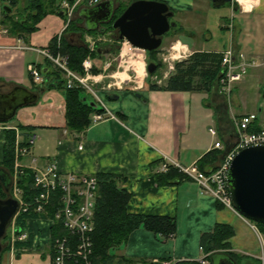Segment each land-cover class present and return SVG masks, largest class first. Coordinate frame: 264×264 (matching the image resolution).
<instances>
[{"label": "crops", "instance_id": "1", "mask_svg": "<svg viewBox=\"0 0 264 264\" xmlns=\"http://www.w3.org/2000/svg\"><path fill=\"white\" fill-rule=\"evenodd\" d=\"M102 1L105 0H98ZM110 1L117 7L119 4L128 6L135 0ZM157 1L166 3L173 13L171 18L177 15L179 22L183 20V14L194 12L208 2ZM261 2L251 12L243 11V6L238 2L237 10L227 4L229 7L221 12L220 8L213 7L210 2L213 10H206V16L216 22L218 32L217 41L213 42L211 48H191L182 42L178 36L185 29L177 22L181 30L173 31V36L178 38L177 42L185 46L187 51L190 49L189 54L193 51L222 52L228 48L235 54L243 53L245 63L251 71L247 72L242 81L233 83V92L237 88L245 90L249 82L255 85L260 77L264 83V0ZM25 3L26 0H17V7L22 8ZM8 4V0H0V20L1 10ZM84 8L85 4L81 2L77 4L75 12L81 13ZM65 26L62 14H49L39 22L36 32L25 37L16 38L8 32L0 33V94L8 93L17 86L35 93L39 86L33 84L27 73V65L35 64L42 69H46L47 65L51 67L35 50L47 48L50 40ZM0 28L7 30L1 24ZM206 30L209 35L201 36L202 40H206L204 44L210 43L213 37L210 27ZM179 49L180 47L173 48L176 52ZM122 50L123 48L121 58L130 63L133 71L134 61L138 62L140 70L144 65L143 56L132 53L128 48L126 51ZM104 54L101 58L92 59L94 67L104 68L108 64L109 58ZM123 54L126 56L123 57ZM134 56L138 58L132 60ZM96 77L100 80V76ZM50 81L51 78L45 76L42 86ZM89 83L92 87L96 85L91 80ZM259 92L258 88L256 93ZM226 95L219 90L211 95L150 90L147 84L136 91L129 88L115 89L112 92L102 90L96 96L107 117L77 133L67 129L65 125L62 92L50 88L37 94L35 103L19 108L7 125L18 130L16 142L20 147L26 144L29 136L35 137L28 154L19 157L18 164L22 168H43L48 163H54L63 175H116L119 178L117 186L130 195L128 213L174 219L175 233L166 239L142 228L132 231L124 244L110 251L116 261L113 264H159L170 260L196 262L201 256L200 235L212 232L216 223L228 224L233 228L234 236L230 239V244L234 253L258 259L263 237L253 229L251 223L232 209L217 208V202L210 195L201 192L186 177L181 181L175 179L170 184H157L156 181V173L162 163L174 162L188 166L211 151L214 139L208 129H215L221 141L228 138L234 140V116L231 115L230 118L229 112L223 110V103L228 97ZM114 96L116 98L112 99ZM259 97L258 95V100ZM253 102L238 104L235 109L240 113L238 116L256 112L260 101L257 105L255 103L254 109L242 110V107ZM21 127L24 129H20ZM206 130L208 133H205ZM4 144V131L0 130V162L3 160ZM27 224L33 234L31 247L19 250L17 254L9 251L5 254L8 261L6 264H51L48 242L52 221L30 219ZM3 263L2 256L1 264Z\"/></svg>", "mask_w": 264, "mask_h": 264}, {"label": "trees", "instance_id": "2", "mask_svg": "<svg viewBox=\"0 0 264 264\" xmlns=\"http://www.w3.org/2000/svg\"><path fill=\"white\" fill-rule=\"evenodd\" d=\"M9 4L6 9L1 10L0 24L7 28V32L16 38L25 37L37 31L39 22L49 14H61L60 0H26L22 8L17 7V0H8ZM88 0H85V3ZM157 1V0H154ZM70 3L72 1L69 0ZM127 5L119 4L109 23L103 24L101 28L88 29L84 26L79 27L75 20H70L66 28L61 34L59 41L53 37L47 49L52 54L61 53L67 57L68 68L77 74L83 73L82 62L87 56L93 58H101L103 53L109 54L112 58L116 57L119 48L123 43L119 40L118 33L111 28L112 22L120 16ZM170 11V10H169ZM63 16V15H62ZM173 16V15H172ZM64 17V16H63ZM181 30L180 27L170 29L164 37H167L173 31ZM112 32L110 42L96 43L95 49L89 53L85 36H94L96 34H105ZM74 34L77 40L71 41L69 36ZM172 35V34H171ZM159 48L150 52L147 62H153L156 69L148 76L156 74V70L160 68L157 59ZM222 53L214 51H193L187 58L177 61L174 64V71L162 84L151 83L150 90H163L171 92H191L205 93L211 95L214 91L222 90L224 84L221 80L224 77V69L221 65ZM43 76L51 78V81L45 86L36 88L35 93L56 88L62 92L65 104V125L67 129L80 133L89 126L90 115L92 113H102L89 108L80 101V94L83 90L80 88L67 89L62 74L54 70L50 66L42 69L37 66ZM91 73L97 75L100 70L92 68ZM233 90L229 91L231 94ZM260 120L255 121L252 131H258ZM24 129V128H20ZM26 130L29 128H25ZM5 144L3 148V160L0 162V199H7L11 195L9 182L14 172L15 161V134L12 130L4 131ZM223 141V140H222ZM232 139L228 138L223 141V150H211L204 154L197 162V167L203 172H209L216 168L225 153L229 150ZM23 174L18 176V187L22 191V199L25 203L31 204L33 198L38 194L39 190L34 187L33 175L30 170H22ZM186 176L180 173L172 166H168L166 172L156 173L157 184H170L171 181L178 179L179 181ZM97 182V192L94 205L93 231L91 233L92 255L91 264H113L115 258L110 255V251L124 244L132 231L142 228L154 234L162 235L168 238L175 233L174 219L163 216H149L130 214L127 212V204L130 195L119 188L116 184V175L108 173H97L95 175ZM120 180H122L120 178ZM62 193L55 190L50 195L49 204L45 209V213H37L33 206L26 212L20 211L13 220L15 236L26 234L23 241L15 240L11 243L10 236L5 235L1 240L2 251L0 253V264L2 256L8 253L13 247L18 253L19 250L29 249L33 242V234L27 221L30 219H50L53 221L50 226L49 247L51 258L54 257L53 243L56 238H68L69 245L72 249L76 248V238L64 227V219L62 216L55 218L60 212L63 205L61 202ZM223 206L217 202V208ZM258 232L264 236V225L252 222ZM234 236L233 228L228 224L216 223L214 229L210 233H202L199 238V247L204 253L208 254V260L212 264L215 256L222 255L230 258L235 264H261L259 259L250 258L244 255H238L231 250L230 239ZM69 264H73L70 262ZM178 264H197L196 262H179Z\"/></svg>", "mask_w": 264, "mask_h": 264}, {"label": "built area", "instance_id": "3", "mask_svg": "<svg viewBox=\"0 0 264 264\" xmlns=\"http://www.w3.org/2000/svg\"><path fill=\"white\" fill-rule=\"evenodd\" d=\"M84 0H74L72 4L68 1H62L61 8L65 10L67 21L72 18L74 8L77 4ZM97 3V0H88L87 5L92 6ZM62 32V31H61ZM61 32L57 35L59 41ZM0 33H6L0 28ZM87 48L89 53L95 49V41L87 39ZM176 45V44H175ZM130 47V46H129ZM174 45L170 48L167 55H162V61L166 63L167 72L164 78H167L174 70L173 60L180 61L185 59L189 53L183 46L175 52ZM38 54L48 60L51 66L59 71L64 80L67 89L80 88L88 93H91L99 102L96 92L93 91L90 80L94 83L99 82V77L91 75L93 66L90 56L82 63L83 73L77 74L68 68L67 57L61 53L55 55L49 49L35 50ZM171 51L173 54H171ZM221 65L224 69V77L221 84L230 86L231 83L241 81L247 72L248 64L245 63L243 53L235 54V52L228 48L222 52ZM254 65V64H253ZM108 66V64H107ZM106 66V67H107ZM27 73L35 85H40L43 82L41 71L35 64L27 65ZM160 83V81H158ZM109 116V114H108ZM111 116V115H110ZM107 117L104 113H93L90 116V124H96L103 121ZM259 119L258 131H252L255 126V121ZM232 127L235 138L232 141L229 150L222 157L216 168L203 172L198 169L195 163L188 166H183L178 163H162L158 172H166L168 166H172L179 172L184 174L187 178L193 181L199 190L205 194L210 195L216 202L228 209H232L231 200L227 189L226 179L229 166L235 155L250 146H264V98H262L261 105L256 113H248L239 117L232 118ZM0 130H14L16 139L18 138V130L6 123H0ZM209 134L214 139L212 149L223 150V144L218 139L217 131L213 128L208 129ZM35 137L29 136L26 144L22 147L15 142V163L14 172L11 179V195L19 205L18 212H26L28 208L33 206L37 213H45V209L49 204L50 195L55 190H60L62 209L55 215V218L62 216L64 219V227L76 238V248L72 249L69 245L68 238H56L53 243L54 257L52 264H91L92 255V241L91 233L93 231V216L94 205L97 192V182L94 175H63L59 172L54 163H48L43 168L32 166L30 170L33 175L34 187L39 190L38 194L33 198L31 204L25 203L22 199V191L18 187V176L22 175V170H25L18 164L19 157L28 154L30 148L34 144ZM82 148L81 146L79 147ZM34 162V160L32 161ZM53 222V221H52ZM255 229L254 226H252ZM256 230V229H255ZM162 237V235H161ZM26 238L25 234H21L16 239L21 241ZM14 238H12V241ZM201 256L196 261L197 264H209L208 254L204 253L200 248ZM261 264H264V255L261 252L259 257ZM158 263V262H157ZM159 264H178L176 260L162 261Z\"/></svg>", "mask_w": 264, "mask_h": 264}, {"label": "water", "instance_id": "4", "mask_svg": "<svg viewBox=\"0 0 264 264\" xmlns=\"http://www.w3.org/2000/svg\"><path fill=\"white\" fill-rule=\"evenodd\" d=\"M211 2L212 6L217 8L225 4L231 5L234 10L238 8L233 0H211ZM115 9L110 0H105L82 9L79 16L85 28H98L101 24L110 22ZM172 15L164 2L136 0L112 22L111 28L118 33L119 40L127 42L133 48L150 52L161 46L162 37L170 29L177 27L176 22L169 20ZM69 39L75 40L74 34H71ZM155 69V63H147L148 74ZM114 89L119 87L115 86ZM261 96L264 98V90ZM115 98L116 96L112 99ZM36 100L37 94L18 86L8 93L0 94V122L10 121L19 108L33 104ZM80 101L91 109L103 110L101 104L93 98L88 99L84 92L80 94ZM226 184L233 209L241 217L264 225V146H250L239 151L229 166ZM17 210L18 203L14 199L10 197L0 199V241L16 216ZM1 250L0 242V252ZM216 257L218 264H235L233 260L222 255L215 256L212 264H215Z\"/></svg>", "mask_w": 264, "mask_h": 264}, {"label": "rangeland", "instance_id": "5", "mask_svg": "<svg viewBox=\"0 0 264 264\" xmlns=\"http://www.w3.org/2000/svg\"><path fill=\"white\" fill-rule=\"evenodd\" d=\"M210 2H211V0H208V2L206 4H203L204 7L198 8L194 12H191L188 14H183V20H181V22H179L180 21L179 16H177V15H175L170 20L171 22L180 23V25L183 26V28L185 29V32L183 34L179 35L178 37L182 42L187 43V45H189L191 48H194V47L211 48L213 46V42L217 41L216 34L218 32H217V29L215 28L216 22L209 20V18H207V16H206V12H205L206 10H213L212 9L213 7L210 5ZM209 7H210V9H209ZM228 7H229L228 5H225V6H222L219 8H220V11L222 12V11H225L226 8H228ZM214 12H216V11H214ZM73 20L76 21V23L79 27L84 26L83 22L79 18V12L74 13ZM207 27H210L211 36H213V37H212V40L210 43L204 44L206 42V40H202L201 36H202V34H206V36L209 35V32H207V30H206ZM171 34H169L167 37L162 38V44H161V47L159 48V53L157 55V59L160 63V68H158L156 70L155 75L148 76V74L146 72V63L148 60V55L145 52H143L142 50L132 48L129 44H127L125 42V47L130 48V51L132 53H140L143 56V62H144V65L142 66L143 69L141 68L139 70L138 62L134 61L133 66H134L135 71H133L132 68L130 67V63L128 61L123 60V58H121L120 49L123 48V44H122V46H120V48H119V52L116 55V57L112 58L109 54H106L107 58H109L108 66H107V64L105 65L104 68H103V66H101V67L92 66V68L100 70V73H98L97 75L92 74L93 76H100L99 82L95 83L96 84L95 86H93V87L91 86L93 88L92 90L95 91L96 93L99 91H102V90L112 92L115 90L114 87L117 86V87H119V89L129 88L131 90L136 91V90H138V88H140L144 84H147L148 87L151 83H156L158 85L162 84L166 80V78H164V75L167 72V66H168L166 63H164L161 60L162 55H167L170 52V48L174 45L175 41L178 40V38L176 36L175 37L173 36V33H171ZM111 38H112V32H106L105 34H96L94 36L86 35L84 39H85V42L87 39H92L96 43H106V42L109 43ZM186 50H188V49L186 48ZM189 51H190V49H189ZM171 54H173L172 51H171ZM124 55L126 56V54H123L122 56L124 57ZM90 57H91V59H94L92 56H90ZM137 58H138V56H134L132 58V60H135ZM259 61H262V60H259ZM130 62H131V59H130ZM175 62H177V60L172 61L173 64H175ZM259 69L261 70L263 68H259ZM250 71H251L250 68H247V72H250ZM113 75H115V77H113ZM248 80H250V79H248ZM158 81H160V83H158ZM262 81H263V78L260 77L259 82L256 83L255 85L253 84V82H249L247 85V88L245 90L237 88L236 92H232L231 94H228V91L230 89H232V90L234 89L233 83L230 84V86H227L225 88V90H223V89L221 90L222 93L227 94L226 97L228 96L226 98V100H228L229 102L225 100V102L223 103V105H224L223 110H226L227 112H229L230 118H231V115L237 117L240 114L239 111L235 110L236 107L238 106V104L245 105V104H248L250 102H253V100L256 99V100H254V102L251 105H248L247 107H244V108L242 107V110L245 111V110L254 109L255 103H256V105H257V103H259V101L261 103V94L264 90V83ZM258 88L260 91L259 94L256 93ZM84 94L88 99H90V98L92 99V97L94 98V96L91 93H88V92L85 93L84 92ZM258 95L260 96L259 100L257 99ZM94 100H96V99L94 98ZM227 107H229V110L227 109ZM206 132H207V130L205 131V133ZM10 226H9V228L6 229L5 235H9L11 238ZM262 237H263V246H262L263 251H262V249H261V251L263 252V255H264V236L262 235ZM10 251H12V250H10ZM5 254H8V253H5ZM5 254H3V260H4L3 264H6L8 262L6 260ZM215 264H218V258L217 257L215 259Z\"/></svg>", "mask_w": 264, "mask_h": 264}, {"label": "clouds", "instance_id": "6", "mask_svg": "<svg viewBox=\"0 0 264 264\" xmlns=\"http://www.w3.org/2000/svg\"><path fill=\"white\" fill-rule=\"evenodd\" d=\"M237 2L243 6V11L251 12L254 7H258L260 5L261 0H237ZM174 47L179 48L181 45L179 42H177Z\"/></svg>", "mask_w": 264, "mask_h": 264}, {"label": "bare ground", "instance_id": "7", "mask_svg": "<svg viewBox=\"0 0 264 264\" xmlns=\"http://www.w3.org/2000/svg\"><path fill=\"white\" fill-rule=\"evenodd\" d=\"M128 47H123V50L122 51H126V49H127ZM129 50H130V48H128ZM176 50V49H175ZM125 56V55H124ZM113 77H115V75H113Z\"/></svg>", "mask_w": 264, "mask_h": 264}]
</instances>
